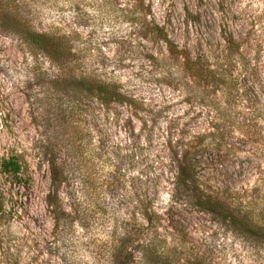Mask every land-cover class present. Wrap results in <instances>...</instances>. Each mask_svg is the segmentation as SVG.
Masks as SVG:
<instances>
[{"label":"rangeland","instance_id":"374dc122","mask_svg":"<svg viewBox=\"0 0 264 264\" xmlns=\"http://www.w3.org/2000/svg\"><path fill=\"white\" fill-rule=\"evenodd\" d=\"M146 3L191 56H231L227 31L249 61L242 71L247 96L240 91L226 115L215 100L212 127L230 133L217 141L213 167L200 180L261 223L262 152L251 151L255 138H243L239 128L264 137V0ZM131 6V0H5L10 21L62 39L68 59L57 67L0 23V162L18 156L24 167L17 179L0 172V264H264V241L241 237L222 219L172 198L169 145L209 128L210 115L197 101L186 102L179 68L131 23ZM71 77L115 84L130 103L108 112L92 103L73 119L71 100L57 87ZM62 119L70 121L63 127ZM56 152L68 171L59 201L48 164ZM146 211L155 213L152 223ZM127 237L131 259L115 263Z\"/></svg>","mask_w":264,"mask_h":264},{"label":"trees","instance_id":"16d2710c","mask_svg":"<svg viewBox=\"0 0 264 264\" xmlns=\"http://www.w3.org/2000/svg\"><path fill=\"white\" fill-rule=\"evenodd\" d=\"M131 1V23L140 31L145 32L144 37L147 40L164 46L168 54L166 56L167 59L179 68L183 77L184 81L182 82L181 90L186 95V102L189 104L198 102L199 108L210 115L209 128L196 132L188 131L182 139L175 143V146L169 145L170 164L174 170L172 198L175 196L178 201H183L184 199L185 202L190 203L201 213L222 219L229 224L233 232L241 237L264 241V212L261 223H257L249 216L246 210L243 211L225 203L217 192L211 191L212 189L209 185L211 183L209 181L201 182L200 180L201 174L213 167L217 141L223 142L226 135L230 133L225 128L219 129L216 125L212 127L213 115L215 114L213 112L219 110L215 100L218 98L221 101L222 109H224L226 115V108L232 107L231 104L237 100V95H239L240 91L247 96L246 88L243 86L246 77L242 71L246 72L249 61L245 56H239L240 45L227 31L223 32V39L226 43L228 54L231 56H220L214 60L208 59L206 56H191L187 50L180 49L170 39L165 29L151 18V8L146 3L147 0ZM4 3L5 0H0V23H7L12 31L19 33L27 46L33 45L36 50L46 56L57 67H62L68 59L64 55L66 49L62 39L28 31L25 26L17 22L15 17L14 19L11 17L12 20L10 21L9 10L6 14ZM57 87L70 98L73 109L71 117L73 119L75 117L74 114L82 106L90 108L92 103H96L108 112L116 105L129 102V99L119 91L115 84L93 79L65 78L60 80V84ZM70 120L62 122V119L60 123L64 127ZM239 132L245 139H250L252 136L255 138L254 143L257 146H254V151V147L251 149L252 152L256 150L264 152L263 136L251 131L246 125L241 126ZM69 144L73 155L79 158L76 141L71 139ZM262 153L260 154V159L263 162H258L257 165L259 167L264 164V155ZM65 163L66 161L61 158L60 152L53 153L50 156V160H48L51 189L54 191L57 201H59L58 193L60 189L68 183V171ZM0 172L7 178L17 179L24 172V167L18 156H11L0 162ZM143 216L147 222L152 223V217L156 215L154 212L146 211ZM128 239L127 237V242L124 241L120 244L116 252L115 263L124 260V258L126 261H130L131 254L127 251V247L130 244ZM137 251L144 254L143 251ZM148 253L149 257H152V253Z\"/></svg>","mask_w":264,"mask_h":264}]
</instances>
